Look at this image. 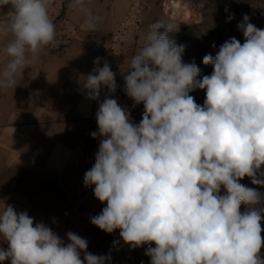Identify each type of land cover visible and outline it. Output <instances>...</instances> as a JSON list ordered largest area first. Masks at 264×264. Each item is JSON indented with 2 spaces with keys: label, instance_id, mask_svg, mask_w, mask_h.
I'll use <instances>...</instances> for the list:
<instances>
[{
  "label": "clouds",
  "instance_id": "1",
  "mask_svg": "<svg viewBox=\"0 0 264 264\" xmlns=\"http://www.w3.org/2000/svg\"><path fill=\"white\" fill-rule=\"evenodd\" d=\"M53 2L0 0V10L10 6L0 27L6 40L0 92L14 89L24 70L55 45ZM69 7L87 28L100 23L91 0H70ZM249 20L245 14L237 25L243 44L233 37L215 56H204L214 70L202 79L195 63L183 62L185 46L170 38L174 26L150 24L142 48L121 72L126 95L144 105L141 121L132 123L114 98L106 97L96 112L98 131L91 136L101 139L84 184L94 186L106 207L91 223L109 234L119 229L133 248L148 245L150 264H264V194L240 183L247 176L264 185V29ZM100 61L82 85L93 100L103 88H117L116 73ZM196 88L206 90L203 106L189 95ZM66 237L34 223L27 211L0 208V240L8 245L0 247V262L110 264V254L87 251L85 238L71 231Z\"/></svg>",
  "mask_w": 264,
  "mask_h": 264
},
{
  "label": "crops",
  "instance_id": "2",
  "mask_svg": "<svg viewBox=\"0 0 264 264\" xmlns=\"http://www.w3.org/2000/svg\"><path fill=\"white\" fill-rule=\"evenodd\" d=\"M69 2L54 0L49 8L56 24L55 45L24 70L14 89L0 92V208L10 204L18 212L27 211L34 223H45L66 242V233L74 232L87 240L90 253L110 254V264H130L125 258L128 244L91 223L106 205L83 183L92 165L84 137L96 121L100 103L113 92L103 88L93 100L82 85L97 57L100 67L106 61L119 76L129 66L134 41L138 52L144 40H135L130 32L131 0H91L101 17L95 29L85 26ZM63 7L64 16L53 15L55 8ZM9 9L0 10V27ZM129 34L131 42L125 39ZM5 43L0 37V49ZM115 80L117 84L116 76ZM0 247L8 245L0 240Z\"/></svg>",
  "mask_w": 264,
  "mask_h": 264
},
{
  "label": "rangeland",
  "instance_id": "3",
  "mask_svg": "<svg viewBox=\"0 0 264 264\" xmlns=\"http://www.w3.org/2000/svg\"><path fill=\"white\" fill-rule=\"evenodd\" d=\"M166 0H131L129 9V27L131 35H135L136 39L143 38L145 31L149 25L162 20L174 26V32L170 33V38L177 45H184L182 60L184 63H195L201 73L197 79H202L205 75H211L214 66L203 63L205 55L211 54L215 56L219 51V47L230 38L235 37L244 43V36L237 25L243 22L244 15L250 17L249 22L257 28L264 29V0H184V4L180 8H171L163 6ZM66 7L55 8L53 15L59 17L64 16ZM234 14V18L229 20L228 17ZM163 31V29H160ZM136 42L130 49L128 59L130 60L137 53ZM215 45V47L213 46ZM129 64V61H128ZM117 88L112 98L116 99L118 104L126 108L130 112L131 122L139 124L144 112L143 103L135 104L124 91V79L121 74H116ZM193 96L195 102L203 106L206 99V90L196 88L189 93ZM98 131L97 121L87 132L84 137L85 152L92 162L91 167L95 163V154L98 152L100 137L92 138L91 133ZM91 167H87L90 170ZM85 171V172H86ZM264 172V165L261 166ZM240 183L254 188L264 194V185L253 184L251 178L245 176ZM225 189L221 188V194L225 193ZM106 205V202H104ZM264 206V205H262ZM246 206L241 205V211ZM261 227L264 229V218L261 220ZM264 237V231L261 233ZM261 255L264 257V247L261 249Z\"/></svg>",
  "mask_w": 264,
  "mask_h": 264
},
{
  "label": "built area",
  "instance_id": "4",
  "mask_svg": "<svg viewBox=\"0 0 264 264\" xmlns=\"http://www.w3.org/2000/svg\"><path fill=\"white\" fill-rule=\"evenodd\" d=\"M173 3V0H166L164 2V7L165 6H169L171 7V4ZM173 8V7H171ZM84 183V182H83ZM84 187L85 184H84ZM93 187H86L88 190L90 191H93ZM120 233V230L117 229L115 230L113 233L110 234V236L113 238V239H122L119 235ZM147 245H142V246H139V247H131L129 244H128V248L125 252V258L127 259V261L130 263V264H150V257L145 255L144 254V248L146 247Z\"/></svg>",
  "mask_w": 264,
  "mask_h": 264
},
{
  "label": "bare ground",
  "instance_id": "5",
  "mask_svg": "<svg viewBox=\"0 0 264 264\" xmlns=\"http://www.w3.org/2000/svg\"><path fill=\"white\" fill-rule=\"evenodd\" d=\"M184 4V0H173L171 7L173 8H180Z\"/></svg>",
  "mask_w": 264,
  "mask_h": 264
}]
</instances>
